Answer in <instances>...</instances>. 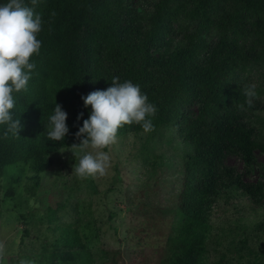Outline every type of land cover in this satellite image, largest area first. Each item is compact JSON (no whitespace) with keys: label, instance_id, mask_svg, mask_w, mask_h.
<instances>
[{"label":"trees","instance_id":"16d2710c","mask_svg":"<svg viewBox=\"0 0 264 264\" xmlns=\"http://www.w3.org/2000/svg\"><path fill=\"white\" fill-rule=\"evenodd\" d=\"M23 2L42 18L41 48L30 59L35 68L27 90L13 93L19 137L9 132L5 138L7 125H0V175L6 167L78 145L84 137L75 134L91 113L81 97L106 90L119 77V83L139 85L157 108L153 131L173 123L187 147L176 201L182 221L167 264H187L185 244H201L217 198L239 194L250 205L260 202L263 183L242 182L222 159L232 153L249 165L254 151L264 152L248 117L263 110L262 90L254 87L252 107L244 94L253 86L250 72L264 78V0ZM55 104L67 113L69 128L60 142L47 138ZM139 132L138 124L124 125L117 137ZM63 232L66 250L51 253L47 264H63L81 252L74 228Z\"/></svg>","mask_w":264,"mask_h":264},{"label":"rangeland","instance_id":"374dc122","mask_svg":"<svg viewBox=\"0 0 264 264\" xmlns=\"http://www.w3.org/2000/svg\"><path fill=\"white\" fill-rule=\"evenodd\" d=\"M250 78L262 90L258 97L264 107V78L258 71ZM248 117L253 134L264 141V108ZM105 151L110 166L95 178L81 179L74 170L85 152L95 154L91 148L59 149L52 157L2 171L0 243L5 254L0 264L21 259L47 264L51 253L66 250L61 243L67 225L76 231L81 252L63 264L168 263L182 221L176 201L187 151L176 126L128 133ZM222 162L242 182L263 183L261 200L250 205L239 194L217 198L201 244H185L187 264H264V152L254 151L249 165L232 153Z\"/></svg>","mask_w":264,"mask_h":264},{"label":"clouds","instance_id":"9594fccd","mask_svg":"<svg viewBox=\"0 0 264 264\" xmlns=\"http://www.w3.org/2000/svg\"><path fill=\"white\" fill-rule=\"evenodd\" d=\"M37 2L31 0L32 5ZM41 28V16L33 7L26 6L23 0H8L0 5V125H7L5 138L9 132L19 137L18 133L22 130L20 119L13 120L11 115L16 104L13 93L27 90L30 74L35 68L30 59L34 54L39 55L41 48V41L37 39ZM118 81L119 77H113L111 86L106 90L93 91L81 97L85 108L91 106V113L75 134L77 139L84 138L71 148H79L82 152L88 148L95 150V154L85 152L75 165V173L81 179L106 174L111 158L104 149L116 142L121 127L138 124L145 133L154 130L150 118L157 113L155 105L148 102L139 85ZM254 87L249 86L244 91L249 107L253 106L256 96ZM66 120L67 113L55 104L54 114L49 118L48 140H64L69 132ZM4 254L5 247L0 243V259ZM19 264H34V261L21 259Z\"/></svg>","mask_w":264,"mask_h":264}]
</instances>
